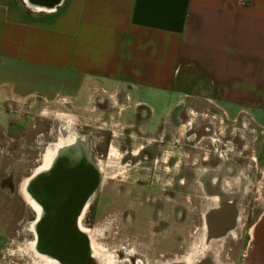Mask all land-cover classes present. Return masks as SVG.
I'll return each mask as SVG.
<instances>
[{
	"label": "crops",
	"instance_id": "obj_1",
	"mask_svg": "<svg viewBox=\"0 0 264 264\" xmlns=\"http://www.w3.org/2000/svg\"><path fill=\"white\" fill-rule=\"evenodd\" d=\"M97 89L148 104L170 95L164 112L186 98L229 120L264 112V0H63L51 13L0 0V108L75 104ZM240 255L264 264V196Z\"/></svg>",
	"mask_w": 264,
	"mask_h": 264
},
{
	"label": "flooded vegetation",
	"instance_id": "obj_2",
	"mask_svg": "<svg viewBox=\"0 0 264 264\" xmlns=\"http://www.w3.org/2000/svg\"><path fill=\"white\" fill-rule=\"evenodd\" d=\"M98 98V122L93 132L83 125L71 128L66 121L56 127L54 141L46 147L57 143V149L70 143L71 140H59L61 132L70 128L88 139L99 179L91 184L87 176L70 178L82 179V183L72 186L82 191V199L73 202L84 206L79 223L90 241L107 227L115 229L114 236L128 241L118 252L125 264L180 260L181 208L185 206L191 214L183 217L195 229L194 235L203 237L209 227L213 235L223 238L216 247L217 260H222L224 252L243 237L244 228L255 215L256 195L264 196V181L261 183V171L256 166L263 152L246 149L248 138L237 120L218 119L212 114L203 118L196 113L188 115L178 104L160 112L128 90L103 91ZM182 123L188 125L183 139L189 149L183 158ZM112 147L125 154L114 167L108 166L102 155ZM136 147L140 151L134 154ZM54 156V151L35 154L29 176L41 166L46 168ZM63 162L68 167L78 160L67 157ZM65 177L69 179V174ZM32 242L29 245L33 260L47 264L34 254ZM240 261L239 254L237 264Z\"/></svg>",
	"mask_w": 264,
	"mask_h": 264
},
{
	"label": "rangeland",
	"instance_id": "obj_3",
	"mask_svg": "<svg viewBox=\"0 0 264 264\" xmlns=\"http://www.w3.org/2000/svg\"><path fill=\"white\" fill-rule=\"evenodd\" d=\"M41 13V12H40ZM107 92L109 90H106ZM101 90H90L86 94L83 102L68 104L55 103L44 105L35 102L31 108L25 107L16 113L0 108V264H30L31 258L25 253V247L32 242V235L28 229V225L33 221L35 212L32 206L26 200L24 192L20 191L22 182L30 175L29 169L33 168L31 161L35 154H44L47 144L54 141L56 127L59 124L69 123L71 128L76 125H83L88 132H93L96 128L99 98ZM110 94V93H109ZM143 100L149 101L157 111H165L172 103V96L148 95ZM180 109L188 115L196 113L200 118L206 114H212L216 118H226L225 113L215 107L213 102L195 104L189 102V99H183ZM230 120H237L248 138L247 150L255 152H263L259 156V162L256 164L261 171V183L264 181V112L247 110L238 112V110H228ZM71 123V124H70ZM229 124H232L229 121ZM85 125V126H84ZM188 125L181 124L180 132L181 152L186 154L187 144L183 139V134L187 130ZM231 128V127H230ZM232 129V128H231ZM168 151H172L173 144L168 143ZM140 151L134 148V154ZM107 161L108 166H118V162L124 160L125 154L118 152L116 147L109 150L105 149L102 154ZM255 165V163H254ZM183 167V163L181 165ZM9 169L8 173L5 170ZM183 174V173H182ZM110 176V175H109ZM182 182L185 181L182 175ZM23 193V194H22ZM261 194L256 195L255 205L261 200ZM183 200V198H182ZM182 233L180 238L181 257L180 260L194 258V250L197 242L202 241V237L194 235L195 230L188 223V219L184 218V214L190 216L189 208L182 206ZM254 213V210H253ZM254 220V216L250 219L244 228L243 237L237 240L236 245L230 250L227 249L219 264H237L240 249L243 246V240L248 227ZM115 229L110 230L104 227L98 232V238L94 240L105 251L106 258H111L112 264H125L120 260L118 252L126 246L128 242L125 237L118 238L112 234ZM199 231V230H198ZM197 231V232H198ZM108 234L107 237L105 235ZM190 235V237H189Z\"/></svg>",
	"mask_w": 264,
	"mask_h": 264
},
{
	"label": "water",
	"instance_id": "obj_4",
	"mask_svg": "<svg viewBox=\"0 0 264 264\" xmlns=\"http://www.w3.org/2000/svg\"><path fill=\"white\" fill-rule=\"evenodd\" d=\"M26 7L36 12L51 13L63 0H23ZM69 138V139H67ZM70 141L56 149L49 147L55 156L46 168L39 170L23 181V191L37 206L39 215L28 225L33 234V251L47 264H104V257L93 255L88 233L80 227L79 220L84 206L73 200L82 199L80 192L72 187L82 183L81 177H89L90 183L99 179L100 171L92 158L87 137L74 129L61 132L60 139ZM70 157L78 163L66 167L64 159ZM69 174L66 180L65 175ZM71 176L80 177L71 179ZM75 177V178H76ZM87 182V181H86ZM79 194V195H78ZM223 240L213 235L207 227L201 242L195 245V257L176 260L167 264H219L216 247ZM74 258L71 261L70 258Z\"/></svg>",
	"mask_w": 264,
	"mask_h": 264
},
{
	"label": "bare ground",
	"instance_id": "obj_5",
	"mask_svg": "<svg viewBox=\"0 0 264 264\" xmlns=\"http://www.w3.org/2000/svg\"><path fill=\"white\" fill-rule=\"evenodd\" d=\"M196 115V114H195ZM50 151H54L52 149H47L46 152H50ZM26 197V196H25ZM26 200L28 201L29 199L26 197ZM28 203L33 207V209L39 214V210L37 208L36 205H34L30 200L28 201ZM34 211V212H35ZM30 248H31V245H27L25 247V253L29 255V257L31 258V262L30 264H38V261L37 260H33L31 254H30ZM91 248H92V251H93V255L96 256V258L98 257H104V264H112V261H111V258H106L105 255V251L103 250V248H101L98 244H96L93 240L91 241ZM105 254V255H104ZM186 261H189L188 258ZM8 264V263H7Z\"/></svg>",
	"mask_w": 264,
	"mask_h": 264
}]
</instances>
